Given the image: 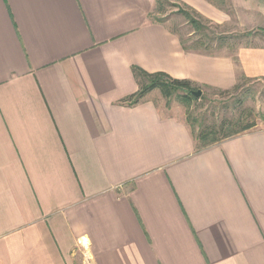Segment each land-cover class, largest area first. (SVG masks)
Returning a JSON list of instances; mask_svg holds the SVG:
<instances>
[{"label": "crops", "instance_id": "crops-1", "mask_svg": "<svg viewBox=\"0 0 264 264\" xmlns=\"http://www.w3.org/2000/svg\"><path fill=\"white\" fill-rule=\"evenodd\" d=\"M154 5L0 0V264H264V128L197 150L154 90L118 102L133 64L226 90L264 78V47L188 49Z\"/></svg>", "mask_w": 264, "mask_h": 264}, {"label": "rangeland", "instance_id": "rangeland-1", "mask_svg": "<svg viewBox=\"0 0 264 264\" xmlns=\"http://www.w3.org/2000/svg\"><path fill=\"white\" fill-rule=\"evenodd\" d=\"M210 3L224 11V22L213 21L180 0H162L154 5L151 15L156 22L165 24L188 49H201L214 54L221 46L219 36H226L228 47L250 44L264 47V24L260 19L247 18L248 15L236 6L235 0H211ZM193 20L201 24L200 29L195 30ZM194 85L192 90L201 91L199 97L191 94L192 99H182L175 94L165 98L154 90L157 95L155 100L175 115H183L190 129L196 132L201 125H212L236 116L237 99L243 98L242 107L251 109L256 122L247 131L264 128V78L243 79L237 83L239 87L226 90ZM184 92L180 89L178 93Z\"/></svg>", "mask_w": 264, "mask_h": 264}, {"label": "trees", "instance_id": "trees-1", "mask_svg": "<svg viewBox=\"0 0 264 264\" xmlns=\"http://www.w3.org/2000/svg\"><path fill=\"white\" fill-rule=\"evenodd\" d=\"M208 1L211 2V0ZM161 2L162 0H155V5ZM151 12L148 14L150 17H152ZM192 22L194 24L193 26L195 27V30L200 29V23L196 22L195 20ZM227 40L228 39H226V36L218 37V41L221 45L226 44ZM131 69L136 79L138 89L124 97L122 101H118L119 103L130 105L136 104L152 90H158L165 98H170L176 94V96H179L182 99H192L191 90L195 87V85L190 80L173 78L162 71L152 73L146 72L134 64ZM237 87L239 86L236 84L234 85L233 89ZM180 89H183L186 92L178 93ZM237 104L238 106L236 110H238V112L236 116L232 117L231 119H222L220 122L212 125H201V127L196 132L193 131L194 138L196 139L197 150L210 146L211 144L221 140L236 136L239 133L247 131L256 125L251 109L242 107L243 98H238Z\"/></svg>", "mask_w": 264, "mask_h": 264}, {"label": "water", "instance_id": "water-1", "mask_svg": "<svg viewBox=\"0 0 264 264\" xmlns=\"http://www.w3.org/2000/svg\"><path fill=\"white\" fill-rule=\"evenodd\" d=\"M191 94L194 96V97H199V95L201 94V91L200 90H191Z\"/></svg>", "mask_w": 264, "mask_h": 264}]
</instances>
